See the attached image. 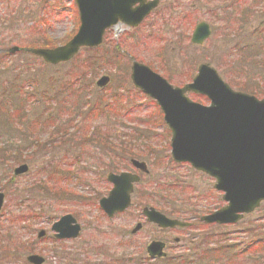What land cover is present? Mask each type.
<instances>
[{
  "label": "rangeland",
  "instance_id": "rangeland-1",
  "mask_svg": "<svg viewBox=\"0 0 264 264\" xmlns=\"http://www.w3.org/2000/svg\"><path fill=\"white\" fill-rule=\"evenodd\" d=\"M68 1L5 0L3 4L0 0V48L61 45L78 26L72 10L68 9ZM176 8H184L186 15H174ZM215 8L221 11L222 8L226 9L223 21L213 20L206 11ZM157 12L159 15L155 12L148 15L136 31L119 33L116 28L108 30L99 47L81 51L65 65L43 67L38 59L22 51L0 57V106L6 97H15L13 101L17 105L15 113L18 119L15 125L19 131L12 132L17 134L16 138L19 139L20 131L33 129L34 126L33 131L30 129L26 132L38 133L41 139L46 140L51 127L39 128V123L46 120L45 108L51 97L66 106L77 102L73 93L80 92L79 118H83L79 129H69L71 139L68 142L60 145L53 142V145H46L44 150L37 149L35 153L24 150L23 154L33 155L32 158L26 157L27 161L17 156L29 166L28 173L23 177H14L12 174L13 167L22 162H14L15 154L5 153L0 146V191L5 195L0 211V244H10L9 247L4 245L0 248V264H29L26 256L31 253L43 256L44 264H123L127 262L126 255L129 253L131 264H144L145 244L129 246L119 243L125 241L122 232L129 231L137 222L139 203L135 201L131 212L117 216L113 221L96 210L98 200L109 190L104 179L111 171L103 164L108 162L106 157L87 147L90 133L84 132L88 126H104L103 129L107 130V123L104 122L107 117L101 118L103 114L99 112L112 113L113 105L109 103L108 97H105L106 103L103 101L107 91L129 96L127 100L130 103L124 107L120 103L122 110L131 112V107L135 108L133 105L144 107V99L134 94L129 83L128 75L133 60L151 66L174 85L190 81L199 64L209 63L234 88L241 86L246 90L253 89L259 97H264V0H219L210 3L208 0H161ZM199 21L210 25L209 34L199 42H192L190 38ZM103 75L109 77V82L98 89L95 82ZM24 84L31 85L22 88ZM10 86L17 92L16 95L10 92ZM57 91L61 92L56 94ZM190 97L195 100L193 96ZM99 103L101 106L98 111ZM88 106H92L90 113L85 110ZM111 118L108 125L114 133L121 135L130 131L131 123L123 126L113 116ZM56 123L58 129L69 125L60 120ZM76 125L79 126L78 122L72 121L71 126ZM3 130L4 124L0 129V141L7 137L6 133H2ZM152 134L162 137L157 144L158 153L162 154L158 164L169 171L170 135L163 126L153 129ZM28 145H31L30 141L21 140V148ZM91 145L98 146V143ZM161 145L167 148L162 149ZM148 168L151 179L147 182L163 180L161 176L165 173L160 171L161 168ZM45 170L52 179L47 182L55 186L47 190L48 194L40 195V187L26 188L33 180L45 177ZM173 172L175 174H170L182 181L183 194L190 195L195 206V200L201 197L206 198L202 206L214 205L218 201L219 195L212 191V183L208 178L193 173L188 166L175 167ZM175 194L178 199L173 197L175 202L169 211H178L183 206L179 190H175ZM147 195L150 202L151 194ZM144 201L147 199L144 198ZM152 203L164 208L165 201L154 199ZM66 213L73 215L82 226L80 236L74 240H54L51 238L50 226ZM22 216L24 219H19ZM258 218H264V204L240 222L212 231L225 234L229 243L237 239L246 242L251 234L244 233L243 229L246 231L250 228L248 224ZM110 224L117 228L118 243L109 237ZM41 229L46 232V236L37 240L36 233ZM147 230L151 231V227H147ZM104 231L107 235H104ZM140 237L139 234L134 241H139ZM109 238L111 243L108 242ZM83 244H90L91 250ZM181 247L182 244L179 249Z\"/></svg>",
  "mask_w": 264,
  "mask_h": 264
},
{
  "label": "water",
  "instance_id": "water-1",
  "mask_svg": "<svg viewBox=\"0 0 264 264\" xmlns=\"http://www.w3.org/2000/svg\"><path fill=\"white\" fill-rule=\"evenodd\" d=\"M80 12L78 32L64 45L54 49H34L32 53L46 62L56 64L72 58L81 46H94L101 41L103 29L118 19L129 15L138 21L146 5L131 11L130 4L122 0H75ZM151 3L148 6V10ZM153 7V6H152ZM209 34L207 25L196 26L191 37L199 42ZM17 47L9 49L14 52ZM131 80L148 96L155 99L163 112V119L170 129V153L175 161L189 162L216 179L214 188L222 191L225 206L202 219L206 222L235 223L243 213H249L264 200V99L232 90L207 64H200L191 83L173 87L148 67L133 63ZM108 77H101L96 84L104 86ZM206 96L210 103L202 105L191 101L185 92ZM135 167L143 164L133 161ZM27 170L26 165L14 169L18 175ZM107 180L113 188L99 206L108 215L120 212L129 205L132 182L138 177L123 172L109 174ZM3 194L0 193V208ZM149 222L161 227L184 226L183 222L169 219L154 209L144 208ZM137 229V226L134 230ZM56 238L76 237L79 225L71 215H64L52 224ZM38 232V238L44 235ZM150 256L160 255L161 245L147 247ZM31 264H42L44 258L31 254L26 257Z\"/></svg>",
  "mask_w": 264,
  "mask_h": 264
},
{
  "label": "trees",
  "instance_id": "trees-1",
  "mask_svg": "<svg viewBox=\"0 0 264 264\" xmlns=\"http://www.w3.org/2000/svg\"><path fill=\"white\" fill-rule=\"evenodd\" d=\"M22 88H26L25 84L23 85ZM235 88L241 91L257 94V92L253 89L246 90L242 88L241 86H235ZM9 90L11 93L16 95L17 92H14L11 86ZM194 97L198 98L197 96H194ZM14 98L15 97H10V96L6 97L4 103L0 106V129L3 128V124H4L5 130H3L2 133L4 132L7 135L6 139L1 138L0 146L2 147V149H4L5 153L15 154V156H13L14 162H22L20 160L27 161L25 160L26 157H31V158L33 157V155L31 154L30 156L23 154L24 150H29L35 153L37 149L44 150L46 149V145H53L52 144L53 142H56L55 143L56 145L61 144L63 142L62 141L57 144L59 139L67 135H63L64 128L63 129L57 128L56 122L58 120L63 121V122L69 121L70 114H66L68 111L66 110L68 109L67 106L62 105L58 103L57 101H55V103L48 104V107H47L48 115H46V120L40 122L43 125L42 127H45V128L51 127L50 130L47 131L46 140L41 139L38 133L32 134V131L35 129L34 126H33V129L32 128L27 129V130L32 129L30 134L26 132L27 130L20 131L19 133L21 135L19 136V139H18L15 137V135L17 134L14 135L12 132V131H19V130H16L17 126L15 125L18 119L15 113V107L17 105L15 104V101H13ZM119 99L120 97L117 96L115 100L117 102L116 108H115L116 110L121 109V106L119 103L121 101ZM89 103L91 102L89 101ZM85 110L87 112H91L92 106H88ZM118 117H121V114ZM126 120L128 119L124 118L123 122L121 121L120 123L122 125H125ZM138 121L139 122L135 123L134 126L130 127V131L128 133H122L121 135L112 134L109 126H107V130L103 129V127H97V126H94V127L88 126L84 129V132L89 131L90 133L88 135L90 137L88 139V144L99 143L109 148L110 153L112 152L111 154L112 156H114V159H112V156H111V159H112L111 163L112 164L115 163V164L114 165L108 164L106 167L109 170L115 172V171H118V169L122 167L126 168L128 165L126 162L129 158H141V157L146 158L147 157L149 160L158 161L159 158L161 157L162 154L158 153L157 144L160 143L159 140H161L162 137L160 135H157V137H155L156 135L152 134L151 132L152 131L151 129H154L157 126L160 127V125L163 124L159 111H155L154 113L150 114L148 118L140 119ZM40 127L41 126L39 124V128ZM52 138H53L52 142H47L48 140ZM21 140L23 142L30 141L31 145H28L26 148H21L20 146ZM160 148L166 149L167 146L161 145ZM108 152L106 156L108 155ZM17 156L20 158V160L19 158H17ZM151 165L152 167H154L155 164L151 163ZM58 173L60 172L58 171ZM44 174H45V177H41L37 181L33 180L32 181L33 183L31 182L30 184H27L26 188L31 187V188L36 189L37 187H40L42 189V191H40L39 193L40 195H44L45 193L48 194L47 190L52 189L54 184L47 182L50 180L52 181L51 176H49V173H47V170L44 171ZM47 184H50L52 186H47ZM60 187L62 186L60 185ZM161 191H162V188H159L157 186H152L150 188V194H151V197H149L151 198L150 202L153 200L155 196L154 194L158 195L161 193ZM179 191L180 192L184 191L183 186H179ZM162 193H163L162 197L163 199L165 198V202L167 203V201L170 198L168 197V195L165 196V194H169L170 192H167L166 190H164V192ZM150 202H147V203H150ZM159 209L164 213L168 211V209L165 207L164 208L159 207ZM19 219H24V217L22 216ZM263 219L264 218H260V219L258 218V220L251 221V224H248L250 228H247L245 231V233L248 232L251 234V237L246 241V243L250 241L248 245H246V247L249 246L247 248L252 250V248H255L258 246L259 251L257 254H254V255H246L244 259V264H264V221ZM23 222L25 221L23 220ZM4 245H8L7 247H9L10 244H0V248L4 247ZM220 250H222V253ZM239 255L240 254H238L237 249H234L233 253H231L230 249L227 248V250H223L222 248V249H213L212 254L208 255V257L212 261L210 264H222L223 261H225V264H242V261L240 260L241 256L239 257ZM184 256L185 255L180 256L179 260L174 259V262H171L169 264H187L184 261H182L186 259ZM186 257H188V255H186Z\"/></svg>",
  "mask_w": 264,
  "mask_h": 264
},
{
  "label": "flooded vegetation",
  "instance_id": "flooded-vegetation-1",
  "mask_svg": "<svg viewBox=\"0 0 264 264\" xmlns=\"http://www.w3.org/2000/svg\"><path fill=\"white\" fill-rule=\"evenodd\" d=\"M1 1L3 3H5V0H1ZM136 6H138V0L135 3H132L131 9L136 8ZM144 21H145V18L137 27H139ZM143 26H145V23L143 24ZM143 26H141V28ZM137 190H138V184H136L134 187V194L137 193ZM195 219H196V217L192 216L189 218V221H193ZM206 226L204 224L199 223V224H194L192 227L190 226L188 228L159 229L156 226L151 225V231L148 232V230H147L148 224H145L134 235H131V237H132V239H134L136 236L139 237V234H140V236H141L140 237V239H141L140 244H148L149 242H153V241L161 242L162 244H165L164 250L166 253L170 252L174 248L176 250H178L179 244H186V243L192 244V247H194L195 250H197L198 247L201 244H203L199 240H200V237L202 235V233H201L202 230L205 228H207V229L209 228V226H207V227ZM81 230H82V226H81ZM175 235H178V236H175ZM111 236L112 235L109 233L110 238H111ZM110 238L108 240L109 243H111ZM168 244H178V246L177 247H175V246L170 247V246H168ZM83 245L88 246L91 250L90 244H83ZM195 258L199 260L200 255L195 254ZM143 259L148 264L155 263L156 260H159V262L161 260H164L163 258H158L156 256L151 257V258H149L148 256H145V257L143 256Z\"/></svg>",
  "mask_w": 264,
  "mask_h": 264
},
{
  "label": "bare ground",
  "instance_id": "bare-ground-1",
  "mask_svg": "<svg viewBox=\"0 0 264 264\" xmlns=\"http://www.w3.org/2000/svg\"><path fill=\"white\" fill-rule=\"evenodd\" d=\"M116 28V30L118 31V27H115ZM249 95H251V94H249ZM253 96V95H252ZM64 135V134H63ZM71 139V134H69V135H67V136H64L63 138H61V139H59L58 140V142H57V144L59 143V142H62V143H65V142H68L69 140ZM58 145H60V144H58ZM87 145V147H91L90 149L92 150V149H95V151H93L92 150V152H97V153H102L103 151H104V149L102 148V145L101 144H99L98 143V146L97 145H91V144H86ZM95 146H97V148H95ZM97 150V151H96ZM141 182H142V184L144 185V186H147L148 185V182H146V181H143V180H140ZM171 201V200H170ZM119 213H121V212H117V214H119ZM176 226V225H175ZM179 228H183V227H181V226H179ZM139 230L141 229L140 227L138 228ZM175 236H178V235H175ZM162 245H164V244H162ZM182 248L184 249V250H189V251H191V253L193 254V255H195V254H199L200 256L201 255H203L204 253H206L207 255H211L212 254V250L211 249H207V247L206 246H200V248H201V250H202V253L203 254H200L197 250H195V248L194 247H191V246H186V245H182Z\"/></svg>",
  "mask_w": 264,
  "mask_h": 264
}]
</instances>
